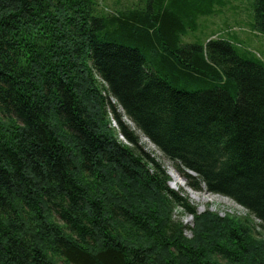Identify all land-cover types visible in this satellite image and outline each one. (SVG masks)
I'll list each match as a JSON object with an SVG mask.
<instances>
[{
  "label": "trees",
  "instance_id": "16d2710c",
  "mask_svg": "<svg viewBox=\"0 0 264 264\" xmlns=\"http://www.w3.org/2000/svg\"><path fill=\"white\" fill-rule=\"evenodd\" d=\"M228 1L0 0V264H264V62L182 41Z\"/></svg>",
  "mask_w": 264,
  "mask_h": 264
},
{
  "label": "rangeland",
  "instance_id": "374dc122",
  "mask_svg": "<svg viewBox=\"0 0 264 264\" xmlns=\"http://www.w3.org/2000/svg\"><path fill=\"white\" fill-rule=\"evenodd\" d=\"M99 9L107 11H116L119 9L130 8L132 6H146L148 0H98ZM254 0H229L224 6H220L216 14L207 15L200 19V24L195 29H188L183 35V42H202L211 36L232 38L237 48L241 51L247 50L251 55L258 57L264 62V33L257 30L254 26ZM190 4V0L187 2ZM130 6V7H128ZM130 125H134L127 116L123 117ZM112 125L118 127L117 121L112 120ZM142 136V135H141ZM124 138V137H123ZM142 142H148L143 137ZM125 140V138H124ZM126 142V140H125ZM152 157L161 163L168 171L172 178L170 187L182 196L188 197L190 202L197 206L199 212L206 209L224 214H236L240 216L246 215V210L230 199L222 196L213 195L205 192H199L188 187L186 179H183L178 171H176L173 163L148 142L147 146H143ZM175 168V169H174ZM177 173L184 180L185 186L176 184L171 174ZM180 174V175H179ZM193 193L195 195H193ZM176 217L184 220L185 224L192 225L193 218L182 212V209L176 211ZM190 234L189 230H186Z\"/></svg>",
  "mask_w": 264,
  "mask_h": 264
},
{
  "label": "bare ground",
  "instance_id": "6f19581e",
  "mask_svg": "<svg viewBox=\"0 0 264 264\" xmlns=\"http://www.w3.org/2000/svg\"><path fill=\"white\" fill-rule=\"evenodd\" d=\"M173 175V178H174V181H175V183L176 184H180V185H182V186H185L186 184L184 183V180H181V177L180 176H178V174L175 172L174 174H172ZM183 178V177H182ZM183 179H185V178H183ZM206 193V192H205ZM193 195H195L194 193H193ZM196 196V195H195ZM197 197V196H196Z\"/></svg>",
  "mask_w": 264,
  "mask_h": 264
}]
</instances>
